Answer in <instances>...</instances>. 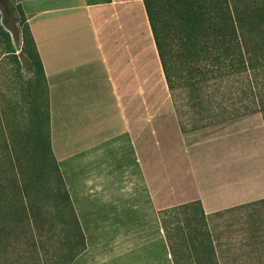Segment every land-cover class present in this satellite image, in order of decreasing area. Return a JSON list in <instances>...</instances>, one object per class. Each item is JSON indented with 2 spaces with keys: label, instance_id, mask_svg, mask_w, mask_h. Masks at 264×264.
<instances>
[{
  "label": "crops",
  "instance_id": "1",
  "mask_svg": "<svg viewBox=\"0 0 264 264\" xmlns=\"http://www.w3.org/2000/svg\"><path fill=\"white\" fill-rule=\"evenodd\" d=\"M17 3L43 66L51 151L84 236L69 264H174L161 211L199 202L209 216L264 200L262 114L185 125L143 0ZM263 226L250 221L224 261L264 263Z\"/></svg>",
  "mask_w": 264,
  "mask_h": 264
},
{
  "label": "trees",
  "instance_id": "2",
  "mask_svg": "<svg viewBox=\"0 0 264 264\" xmlns=\"http://www.w3.org/2000/svg\"><path fill=\"white\" fill-rule=\"evenodd\" d=\"M143 2L169 91L175 97V106L177 103L175 91L178 89L195 88V100L198 101L197 104L195 102V107H199L202 95L208 88L216 85V82L243 75L248 81L250 90L257 88V94L251 92L256 100L257 108L229 116H226V110H221L217 114L219 119L201 126L253 112H260L264 122V83L258 82L259 75L264 77V0H143ZM17 22L21 28L23 41L21 51L33 70L37 87L39 84L42 85L46 94L45 127L36 129L34 135L36 150L42 159L49 158L52 161L58 182L63 187V192L57 193L55 202L50 206L54 207V216L61 223H65L71 216L70 219L83 243L79 251L81 252L85 247L84 236L50 147L47 85L43 66L21 5L15 4L12 0H0V62L5 57L9 59V62L19 65L18 56L11 41V34L18 35ZM210 97L211 95L208 96ZM176 110L180 114L177 106ZM0 136L6 144L0 145V158L8 157L7 160L14 167V157L18 151L12 147L9 149L6 141L13 134L5 132L1 118ZM30 187V181L25 179L18 186V193L4 199L0 198V221L6 226L9 222L4 219L6 216L3 210L12 205L19 210L13 216L16 223L25 222L28 209H35L40 214L42 212L39 211L47 208V204L41 202L36 204L31 200ZM195 205L200 206L198 212L202 217H206L199 202L182 204L160 213L161 224L174 264H180L175 248L180 243L177 235L185 229L192 228V218H196L197 213L196 209L194 210ZM35 211L32 215L34 223L39 217ZM171 217L173 219L170 220ZM187 242L188 246L195 250L201 245H197L196 242L194 244L192 239ZM70 243L68 241L67 245ZM208 244L210 245L207 243L206 246ZM79 252H75L67 264ZM57 264L63 263L57 261Z\"/></svg>",
  "mask_w": 264,
  "mask_h": 264
},
{
  "label": "rangeland",
  "instance_id": "3",
  "mask_svg": "<svg viewBox=\"0 0 264 264\" xmlns=\"http://www.w3.org/2000/svg\"><path fill=\"white\" fill-rule=\"evenodd\" d=\"M12 1L15 4L19 2ZM17 27L18 35L11 34V41L19 65L5 57L0 62V118L5 132L13 134L12 140L8 138L5 141L9 149L15 148L18 154L14 155V167L7 160L8 157L0 158V198L18 193V186L28 179L31 183V200L36 204L45 203L47 208L39 211L42 212L40 214L35 209H28L23 223L15 222L13 216L19 212L15 206L3 210L4 219L10 225L6 226L0 221V264H57V261L67 264L69 258L80 251L83 243L71 216L61 223L54 216V207L50 206L55 202L57 193L63 192V187L58 182L52 161L42 159L36 150L34 135L38 127H45L47 114L45 88L36 85L33 70L21 51L23 41L18 22ZM218 82L205 91L199 107H195V102H198L195 100V88L175 91L176 106L185 125L200 127L209 121H216L221 110H226V116H229L257 108L252 94H257V88L250 90L245 76H233ZM258 82L264 83L263 75H259ZM0 140V145H6L1 136ZM241 208L202 217L198 212L200 206L195 205L197 213L196 218H192V228L177 235L180 243L175 248L180 264H235L224 259L228 253L240 249L236 243L245 235L249 222L254 220L264 224V201L246 205V209ZM34 211L39 214L36 223L32 217ZM263 229L264 226L258 228L259 236H264ZM189 239L194 244H201L200 247L195 250L188 246ZM68 241L70 245H67ZM207 243L210 245L206 246Z\"/></svg>",
  "mask_w": 264,
  "mask_h": 264
}]
</instances>
